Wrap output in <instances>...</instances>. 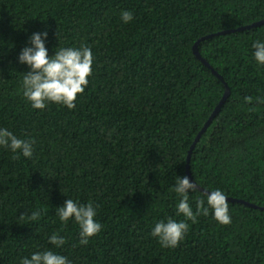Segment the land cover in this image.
Masks as SVG:
<instances>
[{
  "label": "trees",
  "instance_id": "obj_1",
  "mask_svg": "<svg viewBox=\"0 0 264 264\" xmlns=\"http://www.w3.org/2000/svg\"><path fill=\"white\" fill-rule=\"evenodd\" d=\"M260 20L264 0H0V126L35 140L31 158L0 148V264L52 248L54 232L65 244L53 250L72 264H264V67L251 48L264 40ZM40 31L49 55L91 48L74 109H33L22 96L28 68L17 56ZM207 35L196 48L222 80L193 52ZM186 165L201 189L189 192L194 212L214 189L254 206L228 200L230 224L200 215L163 248L150 231L184 219L169 189ZM67 198L97 208L102 230L87 245L56 214Z\"/></svg>",
  "mask_w": 264,
  "mask_h": 264
},
{
  "label": "clouds",
  "instance_id": "obj_2",
  "mask_svg": "<svg viewBox=\"0 0 264 264\" xmlns=\"http://www.w3.org/2000/svg\"><path fill=\"white\" fill-rule=\"evenodd\" d=\"M120 19L122 23H129L133 19L132 12L122 10ZM47 35V31L32 32L28 37V43L20 49L17 56V62L28 68L21 82L22 96L33 109L44 110L49 103L64 106L69 110L74 109L77 95L85 91L89 83L88 77L92 74L91 48L86 45L78 48L60 47L53 55H49L45 47ZM251 48L252 59L256 65L264 67V40H254ZM250 99L245 97L246 101ZM34 145V139H20L6 127L0 126V148H7L12 153L31 158ZM169 190L179 197L175 206L176 215L183 216L184 219L175 220L165 217L155 222L150 235L156 238L161 247H177L188 231L187 221L195 223L200 215L207 217L211 213L212 218L219 224L231 223L228 198L222 190H211L205 199H197L195 212L189 202V192L200 190L196 183L190 181L187 176L176 175L175 183ZM56 214L61 223L72 221L78 226L80 245H87L90 238L102 230L101 223L95 219L97 208L92 202L81 204L77 200L67 198L56 208ZM38 216V212L32 213L33 219ZM47 240L52 248L34 251L30 256L20 258L19 264H72L67 256L53 250L65 244L62 235L54 232L47 237Z\"/></svg>",
  "mask_w": 264,
  "mask_h": 264
},
{
  "label": "water",
  "instance_id": "obj_3",
  "mask_svg": "<svg viewBox=\"0 0 264 264\" xmlns=\"http://www.w3.org/2000/svg\"><path fill=\"white\" fill-rule=\"evenodd\" d=\"M264 23V20H260V21H258V22H256V23H253L252 24V26H256V25H260V24H263ZM240 29H242V28H239V30ZM234 30H226V31H222V32H220L221 34H224V33H228V32H233ZM207 37H209L208 35L207 36H204V37H202V38H200L197 42H195V44L193 45V52H194V54L196 55V57L197 58H199L207 67H209L211 70H212V72L217 76V77H219V79L220 80H222V78L212 69V67L206 62V60H204L202 57H200V55H199V53H198V51H197V48H196V45H197V43L201 40V39H204V38H207ZM226 86V85H225ZM227 95H228V89H227V87H226V90H225V92H224V95H223V97H222V99H221V101L219 102V104L216 106V108H215V110L213 111V113H212V115L210 116V118H209V120L206 122V124L203 126V128L201 129V131H204L206 128H207V125L209 124V122L211 121V118L214 116V114L219 110V107H220V105L224 102V100L226 99V97H227ZM199 135H200V132H199V134L197 135V137H196V139H195V142L197 141V139L199 138ZM194 142V143H195ZM194 147V144L191 146V148H190V150H189V152H188V155H187V162H188V159H189V155H190V152H191V149ZM187 166V176H188V178H189V180L190 181H192L191 180V178H190V175H189V171H188V165H186ZM200 189V188H199ZM201 190V189H200ZM204 192H206V193H208L207 191H204ZM228 200L229 201H239V202H242V203H245V204H247V205H249V206H254V205H252V204H249V203H247V202H245V201H243V200H234V199H232V198H228Z\"/></svg>",
  "mask_w": 264,
  "mask_h": 264
}]
</instances>
